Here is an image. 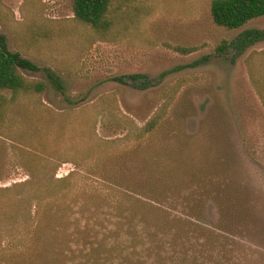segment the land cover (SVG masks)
Instances as JSON below:
<instances>
[{
  "label": "rangeland",
  "instance_id": "1",
  "mask_svg": "<svg viewBox=\"0 0 264 264\" xmlns=\"http://www.w3.org/2000/svg\"><path fill=\"white\" fill-rule=\"evenodd\" d=\"M211 1L113 0L97 31L73 0H0L45 84L0 91V264H264V40L217 50L264 16Z\"/></svg>",
  "mask_w": 264,
  "mask_h": 264
},
{
  "label": "trees",
  "instance_id": "2",
  "mask_svg": "<svg viewBox=\"0 0 264 264\" xmlns=\"http://www.w3.org/2000/svg\"><path fill=\"white\" fill-rule=\"evenodd\" d=\"M113 0H73V12L79 21L88 24L97 31H106L111 27L107 20V13ZM210 13L215 24L229 29L242 27L250 20L264 16V0H212L210 4ZM264 40V30L247 29L231 42L226 40L217 46L221 53L229 47L237 51V54L244 53L256 42ZM177 51L190 53L195 50L194 47H176ZM21 69L37 71L39 67L30 59L22 56L19 52H13L9 49L6 36L0 33V91L11 90H33L40 92L45 88L43 82L28 81ZM51 83L58 89H63V83L58 75L51 69H46ZM145 78L143 75L133 74L130 76L133 80ZM140 86L142 89L150 86V81L145 79ZM157 123V119H151L144 127L143 131H151ZM149 250H154L155 239L151 238L153 234L149 233ZM157 255V254H156Z\"/></svg>",
  "mask_w": 264,
  "mask_h": 264
}]
</instances>
